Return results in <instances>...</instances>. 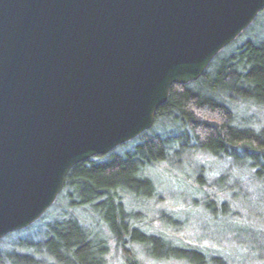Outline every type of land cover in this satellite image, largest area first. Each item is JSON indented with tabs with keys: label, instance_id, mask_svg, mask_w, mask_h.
<instances>
[{
	"label": "water",
	"instance_id": "obj_1",
	"mask_svg": "<svg viewBox=\"0 0 264 264\" xmlns=\"http://www.w3.org/2000/svg\"><path fill=\"white\" fill-rule=\"evenodd\" d=\"M264 0H0V240L70 169L150 130Z\"/></svg>",
	"mask_w": 264,
	"mask_h": 264
},
{
	"label": "trees",
	"instance_id": "obj_2",
	"mask_svg": "<svg viewBox=\"0 0 264 264\" xmlns=\"http://www.w3.org/2000/svg\"><path fill=\"white\" fill-rule=\"evenodd\" d=\"M259 14L262 17L264 9ZM234 42L212 60L198 80L171 86L150 130L106 155L73 166L61 192L65 213L44 225L38 241L26 237L3 248L6 239L17 232L1 239L0 264H108L109 241L120 250L124 264L169 260L224 264L220 256L208 258L197 246L176 243L142 226L127 211L120 194L141 201L152 198L155 188L144 175L145 169L195 150L247 170L255 184L264 181V126L240 125L234 113L243 104L264 108V38L238 46ZM211 203L213 200L205 207L213 215ZM226 205L222 203L221 208ZM76 208H88L106 236L102 230L85 227L72 211ZM165 222L179 223L170 216Z\"/></svg>",
	"mask_w": 264,
	"mask_h": 264
},
{
	"label": "rangeland",
	"instance_id": "obj_3",
	"mask_svg": "<svg viewBox=\"0 0 264 264\" xmlns=\"http://www.w3.org/2000/svg\"><path fill=\"white\" fill-rule=\"evenodd\" d=\"M244 32L233 45L264 38V15L259 14ZM234 113L240 125L264 126V108L243 104L235 107ZM249 174L225 159L205 156L196 150L182 152L145 169L144 175L153 181L155 188L152 198L141 201L126 193H121L120 198L142 226L161 232L176 243L197 246L208 258L220 256L224 264H264V181L255 184ZM58 197L39 220L8 237L3 248L12 247L26 237L35 241L42 239L44 225L59 217L66 208L61 193ZM212 200L213 215L205 207V203ZM224 202L227 205L221 208ZM72 211L85 227L102 230L101 234L106 236L88 208ZM163 212L168 215L162 217ZM166 216L179 223L166 225ZM107 259L108 264H124L120 250L112 241L108 242ZM48 264L51 263L48 261ZM160 264L181 263L169 260Z\"/></svg>",
	"mask_w": 264,
	"mask_h": 264
}]
</instances>
